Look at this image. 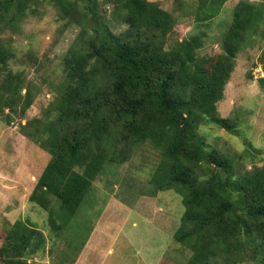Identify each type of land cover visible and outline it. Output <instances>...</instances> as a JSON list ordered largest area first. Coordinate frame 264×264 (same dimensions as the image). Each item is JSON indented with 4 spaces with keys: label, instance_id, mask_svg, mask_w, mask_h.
I'll use <instances>...</instances> for the list:
<instances>
[{
    "label": "trees",
    "instance_id": "16d2710c",
    "mask_svg": "<svg viewBox=\"0 0 264 264\" xmlns=\"http://www.w3.org/2000/svg\"><path fill=\"white\" fill-rule=\"evenodd\" d=\"M45 2L79 28L54 98L43 115L21 126L51 156L29 200L48 212L54 244L58 222L65 225L78 212L107 167L129 162L147 143L159 161L144 195L173 190L182 197L174 240L190 251L185 264H264V168L243 169L237 154L210 149L198 131L205 117L236 131L218 103L239 53L254 46L255 37L264 39L260 6L236 4L223 52L208 68L198 51L227 0H197L200 32L174 44L169 39L179 17L158 2L107 0L113 10L106 17L95 0H0V118L7 124L27 118L36 95L12 67L17 54L13 38L4 35L41 15ZM119 26L125 28L115 32ZM12 224L0 257L6 264H41L32 258L45 248L43 231L29 218Z\"/></svg>",
    "mask_w": 264,
    "mask_h": 264
},
{
    "label": "rangeland",
    "instance_id": "374dc122",
    "mask_svg": "<svg viewBox=\"0 0 264 264\" xmlns=\"http://www.w3.org/2000/svg\"><path fill=\"white\" fill-rule=\"evenodd\" d=\"M95 1L103 16L109 17L113 5L107 0ZM149 1L158 2L179 17L169 44L200 32L195 22L197 0ZM239 1L227 0L207 30L209 38L198 56L208 68L223 52L222 41ZM250 1L260 6L258 11L264 18V0ZM39 13L26 18L17 33L4 35L13 38L17 54L12 67L25 74L36 100L27 118L16 117L11 124L0 118V249L12 223L29 218L46 236L45 248L32 258L41 264H81L80 257L85 264H185L190 251L174 240L184 213L182 197L173 190L158 192L154 197L144 195L151 188L150 175L159 161V153L147 143L135 149L129 162L107 167L78 212L65 225L58 222L61 227L54 244L56 230L48 225V212L29 200L51 156L25 136L21 126L43 115L54 98V85L62 79L63 58L79 28L69 26L49 2ZM255 39L254 46L239 53L225 97L218 103L221 115L235 124L236 131L222 129L206 117L198 128L210 149L224 155L237 154V161L248 171L264 168V82L260 81L264 79V39ZM87 251L92 252L86 258ZM0 264H6L1 257Z\"/></svg>",
    "mask_w": 264,
    "mask_h": 264
},
{
    "label": "crops",
    "instance_id": "0c3cea01",
    "mask_svg": "<svg viewBox=\"0 0 264 264\" xmlns=\"http://www.w3.org/2000/svg\"><path fill=\"white\" fill-rule=\"evenodd\" d=\"M253 1H256V0H253ZM257 1H258V0H257ZM89 248H91V246H90ZM90 252H92V251H87V256H86V258L89 257V253H90ZM82 254H83V253H82ZM87 261H89V260H87ZM80 262H81V264H85V263L83 262V258H81V257H80V260L78 261V263H80Z\"/></svg>",
    "mask_w": 264,
    "mask_h": 264
}]
</instances>
